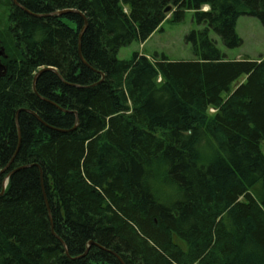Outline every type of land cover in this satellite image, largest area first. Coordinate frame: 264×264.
Here are the masks:
<instances>
[{"label":"trees","instance_id":"trees-1","mask_svg":"<svg viewBox=\"0 0 264 264\" xmlns=\"http://www.w3.org/2000/svg\"><path fill=\"white\" fill-rule=\"evenodd\" d=\"M16 1L0 0V264H264V55L227 59L209 35L239 45L264 0ZM185 9L193 59H118Z\"/></svg>","mask_w":264,"mask_h":264},{"label":"rangeland","instance_id":"rangeland-1","mask_svg":"<svg viewBox=\"0 0 264 264\" xmlns=\"http://www.w3.org/2000/svg\"><path fill=\"white\" fill-rule=\"evenodd\" d=\"M203 9H207V7L205 6ZM200 27L201 25L193 19V11L190 9H185L183 18L179 21L173 20L171 14H168L160 28L155 30L145 41H133L129 45L121 47L117 57L126 60L130 59L134 52H139L148 57L165 54L172 61L191 60L194 55L185 36L191 30ZM235 31L241 40V43L235 47L225 46L213 31L209 33L210 37L215 40L217 48L227 59L257 60L264 55V26L258 18L247 14L240 15L236 21ZM261 149L264 152V142L261 143Z\"/></svg>","mask_w":264,"mask_h":264},{"label":"water","instance_id":"water-1","mask_svg":"<svg viewBox=\"0 0 264 264\" xmlns=\"http://www.w3.org/2000/svg\"><path fill=\"white\" fill-rule=\"evenodd\" d=\"M12 1H13V3H14L17 7L22 8V7L20 6V4H19L16 0H12ZM22 9H23V8H22ZM170 10H171V7L168 6V7H166L165 12H168V11H170ZM69 12H75V13L80 14V12H76V11H74V10H62V11H58V12H56V13L61 15V14L69 13ZM81 15H82V14H81ZM82 17H83V20H84V23H83L84 25H83V28H82V30H81V32H80L79 40H80V37H81V34H82L84 28L87 26V20H86V18H85L83 15H82ZM0 56H3V57L6 56V55H5V52H4V48H3L2 46H0ZM81 59H82V58H81ZM1 69L4 70V67H3L2 64L0 63V70H1ZM46 69L54 70V69L51 68V67H47ZM42 70H43V69H40V70L38 71V73H36L35 78H36V76H37ZM35 78H34V80H35ZM33 86H34V85H33ZM2 171H3V170H2ZM2 171H0V173H1ZM5 186H6V183H3V184H2V189H1L0 194H2V193L4 192ZM48 210H49V207H48ZM50 220H51V216H50ZM89 244H91V242H90Z\"/></svg>","mask_w":264,"mask_h":264}]
</instances>
